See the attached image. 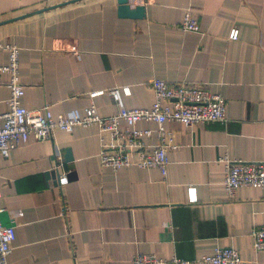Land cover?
<instances>
[{"label": "crops", "instance_id": "crops-1", "mask_svg": "<svg viewBox=\"0 0 264 264\" xmlns=\"http://www.w3.org/2000/svg\"><path fill=\"white\" fill-rule=\"evenodd\" d=\"M130 3L144 4L146 16L120 17L118 0H0V43L20 47L23 105L80 117L95 104L110 116L119 112L110 89L130 88L127 108L151 107V83L159 78L221 93L227 121L167 122L178 144L167 175L156 167L103 166L108 136L97 125L57 129L45 141L31 137L1 156L2 219L16 227L10 264H133L138 253L196 259L217 247L238 249L242 264H264L251 236L264 226V188L230 196L220 160L264 161V0ZM189 9L198 32L181 28ZM234 27L237 40L229 37ZM8 61L0 50V64ZM8 79L0 75V114L10 109ZM96 91L104 92L92 96ZM146 140L158 142L156 135ZM68 149L73 169L64 162ZM55 169L63 178L76 174L56 185L47 177Z\"/></svg>", "mask_w": 264, "mask_h": 264}, {"label": "built area", "instance_id": "built-area-1", "mask_svg": "<svg viewBox=\"0 0 264 264\" xmlns=\"http://www.w3.org/2000/svg\"><path fill=\"white\" fill-rule=\"evenodd\" d=\"M181 28L186 32H198L199 20L189 9L185 12ZM240 35L234 27L229 37L237 40ZM0 50L8 53V63L0 64V75L7 74V86L10 89L9 111L0 114V157H8L10 151L28 142L31 137L45 141L53 136L57 129L72 132L79 126L97 125L108 136L107 142L102 138L100 160L103 166L115 170L124 167L160 169L167 175L169 151L178 148L174 134L166 127L170 121L180 122L185 126L227 121V100L221 93H213L202 85L170 83L156 78L152 81L155 101L151 107L127 108L123 93L129 94L128 86L123 89L115 87L109 90L119 106V112L110 116L99 113L95 104L86 108L83 116L61 113L54 115L49 105L38 110H30L22 103L25 87L21 82L20 47L0 43ZM104 91H96L97 96ZM141 121L155 122L156 129L140 128ZM2 122V123H1ZM125 126H123V124ZM156 135L158 142L151 144L147 138ZM220 160L225 163V188L234 196L242 187L264 188V161H244L224 155ZM66 178L62 177V181ZM190 200L196 201V188H189ZM2 191L0 189V199ZM8 211L0 205V264H10L9 257L16 240V227L7 224L2 214ZM255 250H264V226L254 227L251 231ZM242 264L238 249L217 247L213 253L196 259L179 256L162 258L154 254L138 253L133 264Z\"/></svg>", "mask_w": 264, "mask_h": 264}, {"label": "water", "instance_id": "water-1", "mask_svg": "<svg viewBox=\"0 0 264 264\" xmlns=\"http://www.w3.org/2000/svg\"><path fill=\"white\" fill-rule=\"evenodd\" d=\"M146 1V0H145ZM119 3V16L125 17V18H143L146 16V6L144 4H139L136 6H132L130 3V0H118ZM74 161V156L71 153V149H68L66 155H65V163H68L69 168L73 169L75 168L74 163H70ZM76 174V171H71L66 177V179L70 180L72 179L73 175ZM47 177H52L54 180V183L56 185L62 183V177L61 172L59 169H55L47 173Z\"/></svg>", "mask_w": 264, "mask_h": 264}]
</instances>
